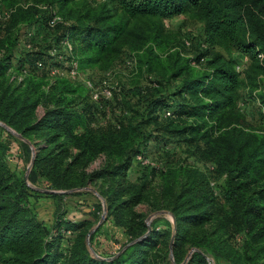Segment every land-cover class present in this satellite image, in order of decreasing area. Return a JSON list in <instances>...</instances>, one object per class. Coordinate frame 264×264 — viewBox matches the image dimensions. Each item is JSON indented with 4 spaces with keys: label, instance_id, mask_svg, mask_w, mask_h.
Segmentation results:
<instances>
[{
    "label": "trees",
    "instance_id": "trees-1",
    "mask_svg": "<svg viewBox=\"0 0 264 264\" xmlns=\"http://www.w3.org/2000/svg\"><path fill=\"white\" fill-rule=\"evenodd\" d=\"M11 6L6 34L0 38V52L4 50L0 58V122L15 130L17 134H8L29 150V168L23 175L12 169L7 158L10 145L0 139V264H172L160 247L165 232L148 227L144 218L134 223L139 230L135 234L125 223L126 240L120 242L117 254L96 247L99 229L90 234L70 219L56 218L48 225L40 218L41 197L86 194L90 182L103 178L111 183L104 192L114 206L112 210L106 207L105 223L111 218L121 223L127 209L146 197V175L140 182L125 183L123 177L138 155L145 156L151 134L141 122L133 121L92 128V114L79 102L90 90L67 76L46 81L35 70L43 66L41 60L29 67L20 60V72H25L22 81L9 77V70L23 25L42 34L49 50L64 47L65 41L71 44V50L65 46V51L59 49L55 54L58 66L66 71L74 62L79 71L98 65L108 69L102 63L117 56L129 41L142 49L147 45L140 62L149 68L164 41L163 20L185 13L204 23L202 43L207 48L235 49L251 57L257 67L253 87L261 106V127L254 128L238 110L240 73L232 58L219 53L207 61L206 69L199 70L190 65L191 59L184 61L176 52L168 75L182 77V86L173 90H178L180 101L174 94L168 100L162 98L164 84L159 80L148 91L133 89L143 99V114L168 107L165 111L171 110V116L162 122L166 134L195 145V153L214 163L216 177L225 176L218 194L211 185L215 176L190 165L183 166L184 180L179 187L164 182L163 193L174 217L168 231L175 264H210V256L218 263L264 264V0H104L96 4L90 0H31L27 5L12 1ZM62 19L70 24L61 36L59 31L52 36L51 25L63 27ZM150 91L153 93L148 94ZM40 105L45 111L38 117ZM34 135L47 137L50 145L32 157L25 139L32 140ZM101 154L108 157L105 166L87 172L85 168ZM103 212L100 202L94 210L97 221ZM215 216L213 229L197 230ZM233 233H243L241 248L229 243ZM187 245L195 251L185 261L182 253Z\"/></svg>",
    "mask_w": 264,
    "mask_h": 264
},
{
    "label": "rangeland",
    "instance_id": "rangeland-1",
    "mask_svg": "<svg viewBox=\"0 0 264 264\" xmlns=\"http://www.w3.org/2000/svg\"><path fill=\"white\" fill-rule=\"evenodd\" d=\"M12 1L16 5H27L31 0H0V38L6 34L7 25L10 22ZM18 1V3H17ZM94 4L104 0H90ZM63 27L56 28L52 24V36L62 33L63 28L70 24V20H60ZM164 41L159 43L158 56L153 59L151 66L147 68L140 62V57L144 55V49L147 45H142L137 42L129 41L126 43L122 51L115 57L106 59L102 64H106L108 69L98 66L90 67L85 71H79L76 74H68L67 78L77 84H82L90 94L85 99H80L81 106L84 105L85 109L90 112L91 121L90 125L95 129L107 128L110 125L120 123H127L133 121L136 123L141 122L142 127L147 133L151 134L148 138L146 147L144 148L145 156L143 163L141 160L134 159L131 167L126 172L124 182H140L139 178L146 175L147 184L145 185L144 195L146 196L141 202L129 207L125 219H121V223H116L114 219H109L106 223V207L112 208V201H109L108 195L104 192L107 190L111 183L109 180L103 178H96L90 182L87 189L89 193L80 194L78 196H66L65 198L55 197H41L42 206L38 205L39 216L48 225L56 221V218L70 219L71 224L82 225L83 229H89L90 234L97 231L96 247L101 252H113L114 244L124 242L126 240L127 225L133 230L132 232L138 233L137 223L138 220L144 218L148 227L151 225L156 227L157 230L165 232L163 241L160 244L162 252L169 254V259L172 264H175L174 252L172 248V238L169 230V223L174 222V217L169 211L168 202L164 192L165 181H172L174 188L179 187L180 183L184 180L182 168L183 166L190 165L199 168L200 170L207 171L215 176L212 179L211 185L214 187L216 193H220L221 186L225 184V176L216 177L214 174V163L207 160L200 153H195L194 146L190 145L181 138L172 137L162 128L163 118L165 117L166 109L168 107L159 106V109L152 115L142 113L143 99L134 94V88H144L147 91L152 88L155 83L154 80L162 81L164 86L162 88V98L170 99L171 95L175 96V100L180 101V96L173 93L175 87L182 86V77L171 79L168 75V67H170L174 55L177 51L180 52V58L184 61L191 59L190 65L199 70L207 68V61L210 60L216 53L222 54L227 58H232L235 62V67L240 73L241 86L237 90V108L246 117L250 124L259 129L261 127L260 111L261 106L255 97L257 91L254 89V71L257 67L254 65L250 56L237 51L235 49L227 51L223 47H206L202 42L204 41V23L197 17L190 13L177 15L175 17L164 19ZM32 27L27 25L21 26L18 32V43L12 50V70H9V77H18V81H22L25 72L18 67L20 60L26 61L25 67L35 64L36 60H41L43 66L38 71L39 75L46 77V81H54L55 74L52 70L58 66L55 55L59 49L65 51L64 47H54L49 50L47 43H44V36L36 29L34 32ZM40 34V35H39ZM35 37H32V36ZM61 36V35H60ZM189 39L192 42L191 46L185 45V40ZM50 43V42H49ZM42 51V53L40 52ZM204 52H207L205 58L197 61ZM4 50L0 52V58L3 56ZM136 55V57L134 56ZM134 57L136 62L133 66L125 64V60ZM193 60V61H192ZM69 64V63H68ZM237 64V65H236ZM189 65V66H190ZM191 67V66H190ZM71 69V68H70ZM34 70V69H33ZM264 73V72H263ZM60 76V75H59ZM186 76V75H185ZM264 78V77H263ZM87 82L93 85V88L100 92L105 86L112 88L113 96L110 99L101 98L95 100L92 97L91 89L87 86ZM47 88V86H45ZM153 91L148 92L152 94ZM162 102H164L162 100ZM78 103V102H77ZM76 103V104H77ZM79 104V103H78ZM175 106V101L174 105ZM45 111V106L40 105L36 110V115L41 117ZM171 111V110H170ZM169 117V116H168ZM8 131L17 134L15 130L0 122V139L8 142L10 145L7 154L9 165L12 169L16 170L19 175H23L29 168L28 155L29 150L22 147L21 141L13 138L8 134ZM31 145L32 157L37 153L38 149L50 145L47 137L34 135L33 139H25ZM27 156V157H26ZM108 161L106 154H101L96 157L86 168L87 172H92L105 166ZM155 168L152 172L151 168ZM122 179V181H123ZM118 181L120 179H117ZM41 184L39 187H43ZM120 189V188H119ZM122 189V188H121ZM112 200V199H111ZM115 200V199H113ZM100 202H103L104 212L99 221L96 220L94 210ZM90 213V214H89ZM140 215L139 218L133 216ZM134 219L130 223L131 219ZM216 218L213 221L206 223L203 226L197 227V230H211L216 225ZM65 219V220H66ZM125 223H128L127 225ZM130 223V224H129ZM73 228V227H72ZM168 231V232H166ZM68 235V234H67ZM69 236V235H68ZM243 241V233H233L229 239V243L235 248H241ZM195 249L187 245L182 253V258L187 261ZM167 257V256H166ZM210 264H231L221 261L218 263L212 256L209 258ZM170 264V263H167Z\"/></svg>",
    "mask_w": 264,
    "mask_h": 264
},
{
    "label": "built area",
    "instance_id": "built-area-1",
    "mask_svg": "<svg viewBox=\"0 0 264 264\" xmlns=\"http://www.w3.org/2000/svg\"><path fill=\"white\" fill-rule=\"evenodd\" d=\"M55 20H56V18L54 19V21ZM64 45L68 48V50H71V44L69 42L65 41L64 42ZM185 45L186 46H191L192 45L191 40L186 39L185 40ZM54 51H56V48H54ZM135 62H136V60H135V58L133 56L125 60V64L128 65V66H133L135 64ZM38 65L39 66H42L41 63H38ZM77 72H79V70H78L77 63H75V62L72 63L71 69H69L67 71L65 69H60L58 67H55L52 70V73L53 74L60 75V76H67L68 74H76ZM87 83H88L87 86L89 87V89H91L92 97L95 100H100L102 97L103 98H106V99H110L113 96V90H112V88L105 86V88H103L100 92H98V91H96L93 88V85L90 82H87ZM168 116H171V111H167L165 113V117H168ZM137 158H138V160H141L143 163L146 162L145 160H143V156L142 155H138ZM67 234L68 235H71V231L68 230L67 231ZM121 246H122V243H120V242L114 244V246H113V252L112 253L117 254L121 250Z\"/></svg>",
    "mask_w": 264,
    "mask_h": 264
},
{
    "label": "crops",
    "instance_id": "crops-1",
    "mask_svg": "<svg viewBox=\"0 0 264 264\" xmlns=\"http://www.w3.org/2000/svg\"><path fill=\"white\" fill-rule=\"evenodd\" d=\"M38 205H41V206H42V201H41V199L39 200V203H38Z\"/></svg>",
    "mask_w": 264,
    "mask_h": 264
}]
</instances>
